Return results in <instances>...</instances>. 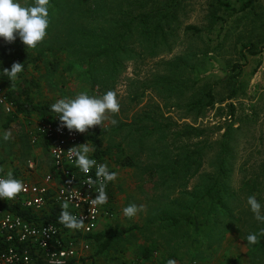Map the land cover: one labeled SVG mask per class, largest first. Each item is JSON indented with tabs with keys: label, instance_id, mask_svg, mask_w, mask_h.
Instances as JSON below:
<instances>
[{
	"label": "rangeland",
	"instance_id": "rangeland-1",
	"mask_svg": "<svg viewBox=\"0 0 264 264\" xmlns=\"http://www.w3.org/2000/svg\"><path fill=\"white\" fill-rule=\"evenodd\" d=\"M221 1L227 3L230 10L220 9L217 15L221 18L215 23L210 19L208 7V3L214 0L186 1L181 13H177L181 23L175 31V38L172 37L175 43L171 45V52L158 54L155 59H150L146 53L142 60L124 61L126 68L116 78L114 87L109 89L117 93L120 110L116 114L107 113L97 132L100 131L99 138L107 151L104 164L117 173L113 184L117 210L110 221L105 220L108 224L106 231L94 234L101 236V240L88 241L89 248L85 252L89 257L85 259L88 264L92 261L94 264H150L161 258L164 261L172 259L176 264H190L194 260L199 264H264V249H259L258 243L248 245L246 241L249 233L263 228L249 210L247 198L251 185L255 184L250 195L264 205V0H256L247 11L236 14H232L231 9L239 10L248 0ZM119 2L92 0L84 5L80 0H50L47 35L36 49L27 50L18 38L11 43L0 38V50L5 51V62L10 70L14 63L27 64L14 80L12 91L15 98L25 90L26 97H30L33 104L50 107L58 99L75 96L80 91L103 95L100 85L92 88L87 77H81L79 71L70 75L67 67L78 62L75 58L78 50L74 48L83 44L81 34H78L82 27L99 30L124 23L126 18L118 12L123 6L125 11L129 7L125 4L120 6ZM132 11L133 15L140 12ZM188 25L201 28V35L194 37L186 33L184 27ZM96 35L94 40H99ZM249 44L254 46L257 54L251 56L243 50L246 58L243 60L239 51ZM70 47L73 50H64ZM183 58H194L185 68L191 76L186 78L189 85L196 82L192 91L195 94L192 95H200L213 87L219 98L227 97L229 88L221 81L226 75L236 74L231 67L240 63L243 67L236 79V98L216 103L212 109L207 108L196 121L187 114L182 102L175 106L177 102L171 100L164 107L165 102L159 95L167 97V94L157 90H144L139 105L130 100L135 92L130 81L142 83L147 80L150 83L155 74H167L163 63ZM35 60H38L37 63ZM104 62L105 58L100 60V64ZM229 103L236 107L232 119L226 107ZM147 105L149 109L145 112ZM153 106L162 111L166 120L164 124L178 127L172 126L165 133L155 132L153 123L134 126L135 117L155 110ZM30 115L16 113V107L12 113H6L0 107L1 175L11 172L15 178L21 179L24 174L48 171L44 147L31 143L37 125L30 120ZM37 118L35 121H40L39 116ZM9 119L13 122L5 127ZM112 119L117 121L116 125L110 123ZM157 120L161 122V119ZM187 124L201 130L202 136L176 139L174 133ZM230 124L232 136L223 138ZM143 126L151 128V135L146 136V130H137ZM236 129L240 130L236 132ZM7 130H11L12 138L5 141L2 137ZM90 133L88 129L87 134ZM222 140L229 145L226 153L230 171L229 194L234 192L236 200L229 202L225 218L214 217L213 220L209 216L207 225L200 226L199 232H196L195 224L204 223L207 210V204L199 199L200 193L197 192L210 185L209 177L218 168V143ZM185 145L187 148L181 151ZM204 145L205 155L197 172L196 165L189 172L180 168V161L185 155L193 154L191 158L196 159L195 153ZM90 148L94 149L92 144ZM38 149L40 153H37ZM174 161L179 164H173ZM28 162L32 163L33 170H28ZM125 162L133 166L128 167L123 164ZM174 171L176 174H172ZM133 203L143 205V211H138L134 217H125L123 209ZM194 214L198 215L196 220L191 217ZM166 215L179 219V224L172 228L170 222L164 220ZM189 217L191 222H188ZM194 239L196 242H193ZM146 247L156 250L148 262L141 258V252Z\"/></svg>",
	"mask_w": 264,
	"mask_h": 264
},
{
	"label": "trees",
	"instance_id": "trees-1",
	"mask_svg": "<svg viewBox=\"0 0 264 264\" xmlns=\"http://www.w3.org/2000/svg\"><path fill=\"white\" fill-rule=\"evenodd\" d=\"M84 5L89 4L92 0H80ZM120 6L123 4L127 5L129 7V10L125 11L124 6L121 7L119 10V15L126 18L124 23L121 25L118 23V26H113L110 28H103L97 30L95 27H82V29L79 30L78 34H81V38L83 41V44H79L74 49L78 50V54L76 53V60L78 62L71 64L69 67H67V71L70 73V75L74 72L79 71L81 73V77H87L90 84H92V88H94L96 85L101 86V92L104 94L109 89L113 88L116 84L115 80L116 78H119L121 71L126 68L125 65H123L124 61L133 62L134 60H142L144 59V56L146 53H148V57L150 59H155L158 54L163 53H169L171 52V45L175 43L172 40V37L175 38L174 34L175 31L180 27V20L177 17V13L180 12V10L183 8V5L188 0H119ZM256 0H248L245 4L241 6L239 10H233L231 9L232 14H236L238 12H245L249 8L252 7L253 3ZM102 2V1H101ZM216 4V5H215ZM210 13V19L212 22H216L220 20V16L217 15V12L220 9H223L226 12H229L230 7L227 3L222 2L221 0H214L213 3H208ZM128 9V8H127ZM217 11H215V10ZM132 10H139L140 12L133 15ZM181 13V12H180ZM88 19V18H86ZM91 23V22H90ZM93 24V23H91ZM174 24V26H172ZM184 31L186 33H191L192 36H198L201 35L202 29L196 26L188 25L184 27ZM97 32V35L95 34ZM95 35L99 40L96 39ZM133 46V48L131 47ZM71 49H64L67 50H73V47H70ZM137 50V51H135ZM243 50H246V52L249 55H256L257 51H255L254 46L244 45L242 49L239 51L240 55L242 56L243 60H246L245 56L243 55ZM207 53V52H206ZM82 54V56H80ZM192 54V53H190ZM39 59L41 56H37ZM106 59V62L100 64L101 59ZM195 58V57H194ZM192 58V59H194ZM192 59L185 60L184 58L179 61H173L168 63H163V66L165 68V72L167 73L164 76H157L156 74L150 81V83L147 82V80H143L142 83H137L136 81H130L131 86L135 89V94H131L130 100L133 103L140 104V100L144 97L145 91L147 89L150 90H157L158 93H163L164 95L167 94V97H159L164 101V107L167 106L166 103H168L171 100H174V102H177V105L179 106V102L184 103L183 108L187 112L188 115L193 116V120L196 121L198 118L203 116L205 114V111L207 108L212 109L216 103L222 104L226 101L233 100L237 96V88L236 84L238 81L236 79L240 75L242 71V65L240 63H235L232 65V72H236L234 75H226V77L221 81L222 84H226L225 86L229 87L227 92V97L219 98L218 93H215L213 87L212 89H208L206 92H202L200 95H192L195 93H192L194 91V88L196 86V82L193 83L191 86L189 85V81L186 80L187 77H191L188 75L185 71L186 64L192 61ZM38 60H35L34 62L37 63ZM98 64V65H97ZM27 64L23 63V68H26ZM3 69L8 68L6 62H5V51L0 50V80L2 86L6 90V95L10 101L14 103V106L16 107V113L23 114L24 116H28L32 112H36L40 118L41 123H54L55 121V114L50 111L49 105H35L33 104V101L30 97H26L27 92L25 90L22 91V96L19 95V97L15 98V94L13 90L14 86V80H9L7 76L3 74ZM136 74V73H135ZM138 74V73H137ZM137 77V75H135ZM101 78V79H100ZM234 82V83H233ZM109 83V84H107ZM139 90H142L140 93H138ZM200 93V92H198ZM25 96V97H23ZM20 99V100H19ZM227 110L229 113V117L232 119L235 116L236 113V107L233 103L227 104ZM148 111L149 106L147 105ZM152 108V107H151ZM155 110H151L149 113L144 114L142 116L137 115L135 117V124L134 126H140L144 123H153L154 124V131L155 132H165L168 131L172 126L178 127L169 123H165V118H163L162 111H159V108L156 106H153ZM179 108V107H178ZM157 119H161V122H159ZM12 119H9L5 125L7 127L9 123H12ZM139 130H146L147 134L151 135V128L147 129L146 126H143V128H138ZM231 124L226 127L223 138H226L228 135H231ZM240 130V129H239ZM236 129V132L239 131ZM178 133H174V136L176 139L180 138H188L191 139L192 137L198 138L202 136V131L198 128H195L190 125L183 126L180 130H178ZM166 133V132H165ZM230 133V134H229ZM100 131L95 132L93 134H87L85 139L90 142L93 145V154L92 158H95L98 162L104 163V158L106 157L107 151L103 149L102 141L100 140ZM232 136V135H231ZM222 138V139H223ZM214 145L216 143H213ZM219 149H220V157L218 158V168L216 169V172L214 175L209 177L210 185L207 189H205L200 193L199 199L207 204L205 211V220L204 223H197L195 224V231L199 232L200 226L207 225V222L209 221L208 217H212L214 220V217L218 219V217L225 218L224 216H227L226 212L229 211L228 204L229 202L233 203L236 200V194L234 192H231L229 194V160L226 153H228V143L226 144L223 140L222 142L218 143ZM206 146L204 145L199 151L195 153L196 159H192L191 157L193 154L185 155L184 158L180 161L182 165H180L177 161H174L173 164H179L180 168H184L187 172L192 170V167L195 165L196 171L200 168V161L202 160V157L205 155L203 150ZM208 150H209V146ZM187 148V146H182L181 151H184ZM186 152V151H185ZM225 156V158H223ZM231 156H229L230 158ZM192 159V160H191ZM128 167H132L133 164L129 162L123 163ZM183 174H185V171ZM113 171V170H110ZM194 172V174H196ZM172 174H176V171H174ZM255 188V184L251 185V190L248 194V197L251 196L252 190ZM4 209H8L11 211H14L16 213L21 214L24 216V218H27L25 216H28L27 214L18 212V208H8L3 207ZM195 220L198 218V215L194 214L193 216ZM188 218V222H191L190 218ZM230 219L233 218V216H229ZM217 219H215L216 222ZM168 222H170V226L173 228L177 224H179V219H174L166 215V218L164 219ZM45 221L53 222L55 224H60L59 217L56 216V213L53 212L49 217L45 219ZM263 228H264V224ZM101 236L93 235L88 238V241H100ZM193 242H196V239L193 240ZM105 244H108L107 242ZM258 248L264 249V237H260L258 241ZM156 250L145 248L141 252V256L144 260H152L154 253ZM198 263L199 261L194 260L191 261L192 263ZM153 263V262H151Z\"/></svg>",
	"mask_w": 264,
	"mask_h": 264
},
{
	"label": "built area",
	"instance_id": "built-area-1",
	"mask_svg": "<svg viewBox=\"0 0 264 264\" xmlns=\"http://www.w3.org/2000/svg\"><path fill=\"white\" fill-rule=\"evenodd\" d=\"M0 107L6 113H12L15 107L1 80ZM59 123L58 117L54 123L40 122L31 138L32 144L40 139L46 141L55 175L48 174L38 183L22 181L25 191L12 200L0 199V264H88L85 260L88 238L96 233L101 218L112 216L109 211L102 210V206L90 205L87 199V196L95 198L97 195V185H88V177L96 179L95 168L84 174L75 166L74 158L67 155V151L82 143L87 131L58 130ZM98 128L96 125L89 130L93 134ZM27 168L33 170L31 162ZM64 203L69 205L67 211L83 219V228L70 230L62 224L45 221L53 212L59 217ZM4 206L17 207L18 212L28 216L24 218Z\"/></svg>",
	"mask_w": 264,
	"mask_h": 264
},
{
	"label": "clouds",
	"instance_id": "clouds-1",
	"mask_svg": "<svg viewBox=\"0 0 264 264\" xmlns=\"http://www.w3.org/2000/svg\"><path fill=\"white\" fill-rule=\"evenodd\" d=\"M50 0H0V38L5 42H14L17 38L26 46L27 50H34L41 44L47 35L49 28ZM23 65L14 63L11 70L3 69V74L9 80H15L22 71ZM120 110V104L117 99V93L114 90H108L101 96L90 95L86 90L80 91L72 97L58 99L50 105V111L59 119V129H67L69 132H86L89 128L101 125L107 118V113L116 114ZM112 125L117 121L112 119ZM3 140L8 141L12 138L11 130L3 133ZM93 150L88 144L78 147H72L67 151L70 158H74L75 166L80 172L87 174L95 168L94 180L88 177V185H97L95 198L87 196V199L93 207L103 206L108 201V195L105 191L109 182L116 180L117 173L110 171L107 164H98L97 160L91 158L90 153ZM71 181H69L70 183ZM25 191L21 180L14 178L11 172L6 176H0V199L12 200L18 194ZM247 206L253 213L254 219L260 224H264V205L257 200L254 195L247 198ZM68 203L62 205L59 216V223L70 230H79L84 227L82 218H78L67 211ZM138 211H143V205L129 204L123 209L125 217H134ZM264 237V228L258 232L249 233L246 237L248 245H255L259 238ZM167 264H176L172 259Z\"/></svg>",
	"mask_w": 264,
	"mask_h": 264
},
{
	"label": "crops",
	"instance_id": "crops-1",
	"mask_svg": "<svg viewBox=\"0 0 264 264\" xmlns=\"http://www.w3.org/2000/svg\"><path fill=\"white\" fill-rule=\"evenodd\" d=\"M31 115H30V120L33 122V123H35L36 125H38L39 123H40V121H35L36 120V118L38 117V114L36 113V112H32V113H30ZM38 119V118H37ZM37 144L39 145H42L43 147H44V149H45V151H46V153H47V158H48V161H47V169H48V171H47V173L46 172H44V173H30V174H24V176H22V178L20 179V178H18L19 180H21V181H28V182H30V183H38V182H40L41 180H42V178L44 177V176H46V175H48V174H52V175H55V172H54V170H53V167H52V162H51V159H50V154H49V148H48V145H47V143H46V141L44 140V139H42V140H38L37 141ZM85 144H88L89 145V147H90V144L91 143H89L85 138L83 139V141H82V143H80V145L79 146H81V145H85ZM37 153H40V149H38L37 150ZM42 154V153H41ZM92 154L93 153H90V155L92 156ZM3 175V174H2ZM6 175H7V173H6ZM14 176V175H13ZM14 178H15V176H14ZM17 179V178H16ZM56 182H58V180H56ZM113 184H114V181H112L111 183H110V185L107 187V189H106V193H107V195H108V201H107V203L106 204H104L103 206H102V210H104V211H109L110 212V214L112 215V217H113V214L115 215V213H116V210H117V208H116V205H117V203H116V201H115V189L113 188ZM115 203H116V205H115ZM111 217V218H112ZM109 218V219H108ZM108 218H106V217H103V218H101L100 220H99V224H98V227H97V230H96V232L98 231L99 233H103V232H105L106 231V227L108 226V224H107V222L105 221V220H108V221H110L111 220V218L110 217H108ZM95 236V235H94ZM147 248V247H146ZM145 249V248H144ZM86 258V260H87V255L85 256ZM89 258V257H88ZM141 258H142V256H141ZM143 259V258H142ZM168 260H169V258H168ZM149 260H145V262H148ZM91 264H94L93 263V261H92V263ZM148 264V263H147ZM150 264H167V261H164V259L163 258H161L159 261H153V263H151L150 262Z\"/></svg>",
	"mask_w": 264,
	"mask_h": 264
}]
</instances>
